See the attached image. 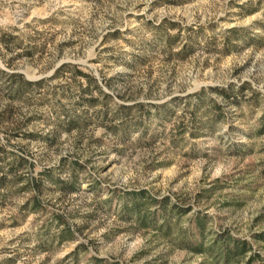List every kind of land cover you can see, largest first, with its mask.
I'll return each instance as SVG.
<instances>
[{
  "label": "rangeland",
  "instance_id": "374dc122",
  "mask_svg": "<svg viewBox=\"0 0 264 264\" xmlns=\"http://www.w3.org/2000/svg\"><path fill=\"white\" fill-rule=\"evenodd\" d=\"M0 60L45 79L11 98L0 75V264H215L159 229V202L142 225L140 190L179 206L167 221L190 237L204 213L206 241L228 231L263 263L264 0H0ZM66 62L102 92L53 77Z\"/></svg>",
  "mask_w": 264,
  "mask_h": 264
},
{
  "label": "trees",
  "instance_id": "16d2710c",
  "mask_svg": "<svg viewBox=\"0 0 264 264\" xmlns=\"http://www.w3.org/2000/svg\"><path fill=\"white\" fill-rule=\"evenodd\" d=\"M1 40L3 41L4 45L12 50L13 43H17L19 46L21 45L18 40H16L15 37H7L5 35L1 36ZM16 40V41H15ZM16 44V45H17ZM26 55H33V49L32 47H26ZM14 60L15 58H11L8 61H6V64L9 67L14 66ZM64 69H67L70 71V78L71 80L75 78L76 75H84L88 78L90 82H93L96 85V88L102 92V87L98 84L97 79L95 76L84 73L82 70L79 69L78 64H74L71 62L63 63L60 67H58L55 70V73L53 74V77H56L60 72ZM0 75H3L8 81L7 88L9 89V95L11 98L18 97L20 95V90L15 89V83L19 79H23L25 81V84L29 87H32V93L33 91H36L37 87H42V83L45 79L40 80H24V74L18 73V72H10L0 66ZM70 84V82L68 83ZM205 88H202V90L194 92L189 94L188 97L192 98L194 96H197L199 98L198 102L196 103L197 106L200 104V100L203 95V91ZM222 91H227L226 89H222ZM225 95L228 97L227 93ZM193 122L192 125L196 127L198 123V118L196 114V110L193 112ZM75 126V123L72 121L70 122V128ZM264 131V129H263ZM73 186H75L73 184ZM133 200L132 205L127 206L129 209H131L135 216H137L138 221L142 225H153L154 224V218L153 215L150 212H143L144 205H149L154 202H159L162 204V214L165 215V220L163 223L159 225V229H161L166 235L170 236L174 243L178 245L181 248H186L188 250H191L196 253H200L202 255L206 256V259H209L211 256H215V259L212 260L215 264H252L254 260L258 259L260 254L257 252H253V245L250 241L243 238H238L236 236H233L230 232L224 231L222 233H213L211 235V238L206 241L207 232H206V222L208 216L204 213H197L195 216V224L199 231V238H192L187 233L186 230H184L181 227L174 226L168 218L169 215L178 214L182 215V212H180V207L175 205H169L166 199L162 201H158L157 199L150 196L145 190H140L138 192L132 193ZM131 207V208H130ZM167 219H169L167 221ZM66 236H70L71 232L69 228L64 229ZM257 240L264 241V233L259 234L256 236ZM252 252V253H250ZM250 253V254H249ZM262 264H264V259L262 260ZM98 264H103L102 262H99ZM113 264H119L118 262H113Z\"/></svg>",
  "mask_w": 264,
  "mask_h": 264
},
{
  "label": "water",
  "instance_id": "95a60500",
  "mask_svg": "<svg viewBox=\"0 0 264 264\" xmlns=\"http://www.w3.org/2000/svg\"><path fill=\"white\" fill-rule=\"evenodd\" d=\"M0 65L2 66L1 60H0Z\"/></svg>",
  "mask_w": 264,
  "mask_h": 264
}]
</instances>
